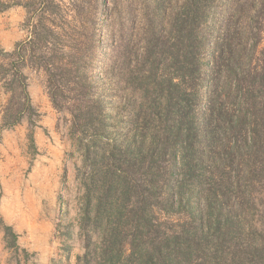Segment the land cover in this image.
I'll use <instances>...</instances> for the list:
<instances>
[{"label": "rangeland", "instance_id": "374dc122", "mask_svg": "<svg viewBox=\"0 0 264 264\" xmlns=\"http://www.w3.org/2000/svg\"><path fill=\"white\" fill-rule=\"evenodd\" d=\"M227 3L0 0V264H151L175 247L214 263L200 213Z\"/></svg>", "mask_w": 264, "mask_h": 264}, {"label": "trees", "instance_id": "16d2710c", "mask_svg": "<svg viewBox=\"0 0 264 264\" xmlns=\"http://www.w3.org/2000/svg\"><path fill=\"white\" fill-rule=\"evenodd\" d=\"M263 22L264 0H228L216 29L214 201L201 205L207 224L199 236L207 254L214 255L213 264H264V65L250 67L246 61L248 48L257 52L261 43ZM17 90L27 102L25 90ZM180 252L175 247L166 258L158 249L146 255L151 264L158 257L162 264H190ZM191 257V264H210L204 252Z\"/></svg>", "mask_w": 264, "mask_h": 264}]
</instances>
